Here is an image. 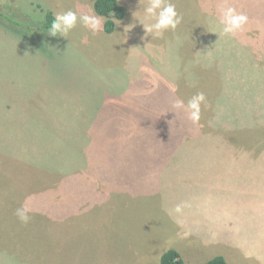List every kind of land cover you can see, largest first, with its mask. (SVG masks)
Returning <instances> with one entry per match:
<instances>
[{
    "label": "rangeland",
    "instance_id": "obj_1",
    "mask_svg": "<svg viewBox=\"0 0 264 264\" xmlns=\"http://www.w3.org/2000/svg\"><path fill=\"white\" fill-rule=\"evenodd\" d=\"M146 2L119 0L112 34L51 37L47 11L97 15L94 0H0V264H159L168 249L257 264L264 191L233 174L264 183V0H172L183 21L160 35L137 21L153 22ZM226 6L248 16L232 36ZM197 92L193 124L174 104Z\"/></svg>",
    "mask_w": 264,
    "mask_h": 264
},
{
    "label": "clouds",
    "instance_id": "obj_2",
    "mask_svg": "<svg viewBox=\"0 0 264 264\" xmlns=\"http://www.w3.org/2000/svg\"><path fill=\"white\" fill-rule=\"evenodd\" d=\"M141 3L142 0H139V4ZM138 13L139 9L133 13V17L137 16ZM143 15L145 19L153 21L151 23H143L137 20L143 25L147 34L155 33L156 35H160L166 30L175 31L183 21V16L177 12L176 5L172 0H147L143 7ZM105 19L106 18L94 14L78 16L77 13L72 10L58 12L54 14V18L47 29V34L51 37H66L78 23L87 28L91 33L96 34L102 30ZM247 23L248 16L238 12L235 8L226 6L219 9L218 24L220 25V32L222 35H235L241 32ZM130 27L125 28L124 31ZM172 90L175 92V88ZM205 100L206 97L204 93L197 92L187 101V104H185L183 100H177L174 107L184 109L188 113V119L191 120L193 124H199L201 118V105L205 103ZM174 211L177 214L181 213L182 206L177 205ZM28 212L29 209L22 206L15 210V215L22 223L26 224L30 220ZM184 235L187 236L189 233H185Z\"/></svg>",
    "mask_w": 264,
    "mask_h": 264
},
{
    "label": "trees",
    "instance_id": "obj_3",
    "mask_svg": "<svg viewBox=\"0 0 264 264\" xmlns=\"http://www.w3.org/2000/svg\"><path fill=\"white\" fill-rule=\"evenodd\" d=\"M93 9L95 14L106 18L103 25V30L107 34H112L115 31L117 21L124 20L127 13L126 9L119 3V0H94ZM53 18H54L53 13L47 11L44 14L42 25L41 26L38 25L37 27L39 28V31L40 30L47 31ZM6 22H7L6 26L11 25V23H14L13 25L19 26V24L9 19H6ZM159 264H185V263L176 250L168 249L161 255L159 259ZM202 264H228V263L222 256H216L211 260Z\"/></svg>",
    "mask_w": 264,
    "mask_h": 264
},
{
    "label": "crops",
    "instance_id": "obj_4",
    "mask_svg": "<svg viewBox=\"0 0 264 264\" xmlns=\"http://www.w3.org/2000/svg\"><path fill=\"white\" fill-rule=\"evenodd\" d=\"M158 93L159 94H168V92L164 93L163 90H158ZM167 108H169V106ZM239 175H242V176L241 177H236V176H239ZM200 176H201L200 178H202V179H208V176H205V175H202V174H200ZM251 176H252V169H250V168H245V170H243L241 174H237V175L233 174V178H234L235 181L237 180V182H236L237 184L242 185V184H245V183H250L251 185H257V186L261 187V190L263 192L264 191V183L261 182L263 180V178H259V177H262L261 174H256V177H254V176L251 177ZM248 193L250 194L251 192H248ZM252 193H255V192H252ZM221 203H222V207H224V206L228 207L224 202L221 201ZM7 204L9 205V203H7ZM243 204H245V206H248V207L251 206L253 211L255 210L256 207L259 206L258 202H257V204L255 202V203H252V205H251L249 200L244 201ZM10 207H12V206H10ZM229 219H230V215L228 216V220ZM247 226H248L249 229H251L253 224H249ZM255 229H261V228H258V227L255 226ZM262 229H264V228H262ZM221 252L224 255H220V256H222L223 258L225 256L224 259H226L227 263L234 264V263H232L230 261V258H229V255H234V254H232V253L227 254L226 250L221 251ZM222 253H219V254H222ZM252 256H254L255 259L251 258ZM252 256H247V257H250L251 261H253V262L255 261L257 264H264V251H261L260 253H258L256 255L253 254ZM247 264H249V263H247Z\"/></svg>",
    "mask_w": 264,
    "mask_h": 264
}]
</instances>
